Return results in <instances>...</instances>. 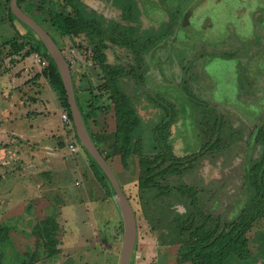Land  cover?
<instances>
[{
    "label": "rangeland",
    "instance_id": "rangeland-1",
    "mask_svg": "<svg viewBox=\"0 0 264 264\" xmlns=\"http://www.w3.org/2000/svg\"><path fill=\"white\" fill-rule=\"evenodd\" d=\"M72 1L75 0H44V3H54L55 10L70 14L69 3ZM81 1L106 19H119V11L112 7L111 0ZM135 1L141 11L144 28L158 26L167 20L166 10L158 0ZM244 2L247 1L166 0L167 5L181 8L178 25L173 28L170 37L146 56L145 67L136 70L137 76L144 75L142 86L133 77L127 76L123 81L126 93L133 92L135 96L136 90L141 97L137 110L144 119L154 118L158 112L146 101V93L160 94L174 103L178 118L170 128L169 141L175 156L195 153L202 144L218 138L216 147L208 150L204 158L178 180L202 189L198 195L202 209L213 215H221L225 220L235 218L243 206V174L249 158L256 152L252 134L264 119V45L257 49L260 46L254 45V41L238 37L228 20L212 32L188 29L181 25V21L187 12H191L193 17L200 16L202 12L230 17ZM7 3L8 0H0V75L13 71L19 61L14 58L10 61L6 56L10 52L7 42L16 34L25 41L26 35L34 38L39 44L38 54L47 59L44 44L21 23L11 19ZM5 12L8 15L6 21ZM58 33L52 32L70 66L79 105L90 132L97 140L99 150L108 155L107 162L135 215L136 243L129 264H190L189 252L185 247H167L158 243L157 234L150 230L142 214L144 200L137 190L138 158L132 156L127 166H123L120 157L110 150L115 127L114 105L111 93L104 87L101 67L105 64L117 65L128 72L136 64L134 55L126 48L90 38L79 30L62 32L60 36ZM33 54L28 55L32 56L28 67L35 64ZM212 59L215 61L210 64ZM205 67L212 78L228 77L227 73L234 72L235 67L236 75L231 80L234 87L227 88L221 82L213 85L205 73ZM32 69L40 72L41 68L36 65ZM22 78H26L25 75ZM10 82L14 84L13 80ZM25 87L22 101L32 109V99L40 91L42 100L37 101L38 107L36 105L35 108L50 113L45 118H30L29 123H38L40 130L47 122L56 120L58 123L59 103L52 88L45 85L43 80L38 87ZM218 90L224 97L218 99ZM237 93L239 96L233 98ZM53 96L55 102L51 99ZM228 104L233 106V111H229L231 106ZM34 114L29 110L28 116L33 117ZM243 117L245 120H242ZM214 122L217 131L211 129ZM71 124L62 122L63 126L69 128L68 140L75 146L79 145V153L70 154L65 148L62 151L64 156L56 158L47 148V156L52 160L43 164L41 152L40 156L33 152L38 144L34 143L31 149L23 148L27 155L33 153L32 159H23L29 166L26 170L23 160L16 159L12 147L0 145V264H118L124 240L118 200L108 181L105 186L98 182L93 169L98 171L99 167L92 163V168ZM9 126L5 124L4 128ZM173 206L178 212H183V207L175 200ZM50 215L57 222L55 237L58 244L55 248L58 253L54 255H49L40 228L41 221ZM256 222L246 233V238L252 256L255 255V264H264L261 256L264 248L255 237L264 224ZM68 243L70 250L67 249Z\"/></svg>",
    "mask_w": 264,
    "mask_h": 264
},
{
    "label": "trees",
    "instance_id": "trees-1",
    "mask_svg": "<svg viewBox=\"0 0 264 264\" xmlns=\"http://www.w3.org/2000/svg\"><path fill=\"white\" fill-rule=\"evenodd\" d=\"M9 1L6 5L8 14L12 20L18 21L10 12ZM111 1L112 7L119 11L118 20L106 19L81 0L69 3L70 14L55 10L54 3H44V0L27 3H24L23 0H16V5L39 24L56 45L57 39L55 40V35L52 32L57 31L60 36L62 32L79 30L90 38L126 48L134 55L136 64L130 67L128 72H124L117 65L105 64L101 67L104 87L111 93L114 105L115 127L111 137L110 150L113 155L120 157L123 166H127V162L132 156L138 158L137 190L138 195L144 200L142 214L149 223L150 230L157 234L158 243L167 247H185L189 252L190 264H255L246 233L254 222L264 218V119L252 134L256 152L253 157L249 158L248 166L244 170L245 198L239 214L231 220H225L221 215L205 212L198 197L202 189L198 190L195 186L182 183L178 179L191 171L194 164L200 162L208 150L216 147L218 138L214 137L212 142L202 144L195 153L182 157L175 156L169 141L170 128L178 118V110L174 103L160 94L146 93V101L151 103L158 112L154 118L144 119L137 110L141 97L136 93V90H134V96L133 92L126 93L123 89V81L127 76L133 77L136 83L142 86L144 75L137 76L136 70L145 67L146 56L170 37L182 15L181 8L167 5L166 0H158L159 5L165 8L168 18L158 26L144 28L141 22V11L135 0ZM21 24L30 30L23 23ZM31 33L35 36L32 31ZM24 38L26 41L21 35L16 34L7 42L10 52L6 56L10 58V61L13 60V57L20 55L22 58L30 53H40L39 44L35 42L34 38L29 35ZM27 47L28 50L25 51ZM57 47L59 48L58 45ZM60 51L62 52V49ZM44 56L47 58V66L41 71V75L56 93L72 123L59 71L47 50ZM73 87L83 123L97 147V140L92 136L80 108L74 82ZM211 129L217 131L216 122L213 123ZM99 151L108 161V155ZM85 153L91 166L92 163L96 164L86 151ZM93 171L98 182L105 186L107 179L102 171L100 169L98 171L93 169ZM174 200L183 207V212H178L173 206ZM40 228L48 246L49 255L57 254L55 218L52 215L48 216L41 221ZM120 228H122V224Z\"/></svg>",
    "mask_w": 264,
    "mask_h": 264
},
{
    "label": "crops",
    "instance_id": "crops-1",
    "mask_svg": "<svg viewBox=\"0 0 264 264\" xmlns=\"http://www.w3.org/2000/svg\"><path fill=\"white\" fill-rule=\"evenodd\" d=\"M7 17H8V15L5 12L4 21H6ZM7 20H8V18H7ZM13 58L15 59V61L19 59V61L16 63V66L13 67V69H12L13 71L8 72V74H6V75H0V145L3 146V145L8 144L7 146L12 147L14 153H16L15 154V156H17L16 159L18 158L19 160L20 159L23 160L24 158L32 159V155H33L32 152L30 153V155L29 154L27 155V153L23 152V148L28 147L29 149H31L32 147H34L33 146L34 143H38L33 152L37 153V154H39V152H41L40 154H41V158H43V164H46L48 162V160H52V159L48 158V156H47V152H46L47 148H50V150L53 152V154L51 153V155L55 156L56 158H58L59 155L61 156V158L64 156V153L62 151H64L65 148L67 149L68 153L72 154L68 148V146L70 144H72V141L71 140L69 141L68 139H70V138L67 136V132L69 131V128H68V126H63L62 125L63 121L61 120V115L65 111H64V108L60 105V102H59L57 95H56V97H57V101L59 103V108H58L59 122L57 123L56 120L54 122L53 121L47 122L46 124L42 125V128H43L42 130H40L38 123H34V125H31L29 123L28 120H30V118H37L38 119V117H40V116H44V118H45L46 114H50V113L49 112H43V111L37 110L35 108L36 105L38 107L37 101L42 100L40 98V95H41L40 91H37V92H39V94L36 92V95H34L35 99H32V101H33L31 103V104H33L32 109H30L31 107L27 106V103L22 101V96L24 97V94L26 93V90H25L26 87L25 86L31 85V86H37L38 87L42 80L44 81L45 85L49 86V84L46 81V79L41 75V71L43 69L42 70L40 69V72L34 71L32 69V67H35L37 65L35 62L34 63L36 65L31 64L32 66L28 67L29 66L28 64L32 62V56L25 55L23 57L24 58L23 60L21 59L20 56L13 57ZM8 59H10V58H8ZM37 67H38V65H37ZM24 68L25 69L27 68V69L24 72L21 71ZM233 70H234V72L231 71V72L227 73L230 80L233 79V75H236L235 74V67ZM13 72H15V73L12 75ZM32 72H33V74H32ZM23 75H25L26 78H22ZM10 77H12V79H10ZM11 80L14 81L13 85H11V82H10ZM26 82H28V83H26ZM6 83H7V86L5 85ZM230 83H231L230 86H227V87H230V88H232L231 86L234 87L233 82H230ZM216 84L217 83L213 81V85L216 86ZM8 85H11V86H9L10 89H8L9 88ZM224 86L226 87V85H224ZM217 89H218V86L215 87V90H217ZM217 94L219 95L218 99H220V97H224V96L220 95L221 94L220 91ZM236 96L237 97L239 96L238 93H237V95H233V98ZM25 98H27V97H25ZM10 99H12V100H10ZM51 99L53 100V102H55L54 96L51 97ZM17 103H19V104L17 105ZM26 106H27V109H26ZM228 106H231V109L229 111H233L232 110L233 106L231 104H228ZM256 108H257V106H256ZM24 109H26V110H24ZM29 110L31 112L32 111L35 112L33 117L28 116ZM243 113L245 114V112H243ZM246 114H248V113H246ZM242 120H245V117H243ZM5 124H10V126L7 128H4ZM68 143H70V144L66 145ZM78 146L79 145L77 144L76 147L78 148ZM97 147H98V145H97ZM98 150H99V147H98ZM76 153L77 154L79 153V148L77 149L75 154ZM40 154H39V156H40ZM23 162H24V169L25 170L29 169V166H27V164L25 163L24 160H23ZM30 168H32V166H30ZM55 220H56V218H55ZM86 221H88V220H86ZM256 223L264 224V218L261 220H257ZM262 228H263L262 230H260L256 233L255 237L257 239V243L261 244L262 248H264V225ZM68 231L72 232L71 229H68ZM70 238H72V236ZM73 239H74V237H73ZM69 245L70 244L68 243V245H67L68 250H70V248H71V247H69ZM249 249L251 252V248H249ZM254 256L255 255H253V257ZM261 256L264 258V253H262ZM263 258L261 260H263Z\"/></svg>",
    "mask_w": 264,
    "mask_h": 264
},
{
    "label": "water",
    "instance_id": "water-1",
    "mask_svg": "<svg viewBox=\"0 0 264 264\" xmlns=\"http://www.w3.org/2000/svg\"><path fill=\"white\" fill-rule=\"evenodd\" d=\"M9 8L12 15L18 21H20L26 27H28L35 34V36L44 44L46 50L48 51L49 55L51 56L52 60L54 61L59 71L64 86L67 103L76 137L79 143L81 144V146L95 161L99 169L105 175L107 181L110 183L112 189L114 190L116 198L118 200L122 214V219H123V233H124L123 246L118 264H129L136 243L137 229H136L135 215L127 198L123 194L118 184L114 172L112 171L111 167L109 166L107 161L103 158L100 151L94 144L93 140L91 139L83 123L81 114L76 104L75 92H74L69 64L66 61L65 57L63 56V53L60 51V49L57 47V45L48 35V33L32 18H30L28 15H26L21 11V9L16 5V0L9 1ZM189 14L190 12H187L182 18L183 27L189 25V20H188ZM123 208L125 214L123 212Z\"/></svg>",
    "mask_w": 264,
    "mask_h": 264
},
{
    "label": "flooded vegetation",
    "instance_id": "flooded-vegetation-1",
    "mask_svg": "<svg viewBox=\"0 0 264 264\" xmlns=\"http://www.w3.org/2000/svg\"><path fill=\"white\" fill-rule=\"evenodd\" d=\"M246 1L247 2L241 3L236 11L232 15H230V17H223L210 12H202L200 16L193 17L192 13L190 12L188 17L189 25H187V28L191 30L200 29L202 31L212 32L218 25L221 26L223 22H226L228 20V22H231L234 33L238 37H247L250 41H254V45L260 46L257 49H261L262 45H264V42H262L264 41V0ZM182 23L183 22L181 21V25ZM209 62L210 64H212V62H214V59ZM205 73L208 75L212 82H221L223 83L222 85H226V87L230 86L231 84V80L229 77L219 78L217 76H213L212 78L210 76L212 74L207 71L206 67Z\"/></svg>",
    "mask_w": 264,
    "mask_h": 264
},
{
    "label": "built area",
    "instance_id": "built-area-1",
    "mask_svg": "<svg viewBox=\"0 0 264 264\" xmlns=\"http://www.w3.org/2000/svg\"><path fill=\"white\" fill-rule=\"evenodd\" d=\"M33 59H34V62L41 68V69H44L46 66H47V61L41 57L38 53H34L33 54ZM61 120L63 121V123H65L66 125L70 124L71 125V122L69 121L68 119V116H67V113L64 112L62 115H61ZM69 150L71 153H75L77 151V147L74 145V144H70L68 146Z\"/></svg>",
    "mask_w": 264,
    "mask_h": 264
},
{
    "label": "bare ground",
    "instance_id": "bare-ground-1",
    "mask_svg": "<svg viewBox=\"0 0 264 264\" xmlns=\"http://www.w3.org/2000/svg\"><path fill=\"white\" fill-rule=\"evenodd\" d=\"M123 212H124V214H125L124 208H123Z\"/></svg>",
    "mask_w": 264,
    "mask_h": 264
}]
</instances>
